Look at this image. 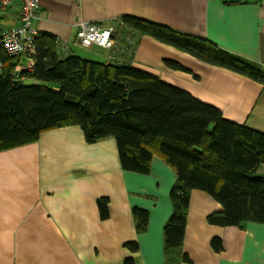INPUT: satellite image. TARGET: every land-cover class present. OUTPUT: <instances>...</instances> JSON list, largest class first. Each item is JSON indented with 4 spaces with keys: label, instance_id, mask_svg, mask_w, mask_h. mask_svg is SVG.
Instances as JSON below:
<instances>
[{
    "label": "crops",
    "instance_id": "1",
    "mask_svg": "<svg viewBox=\"0 0 264 264\" xmlns=\"http://www.w3.org/2000/svg\"><path fill=\"white\" fill-rule=\"evenodd\" d=\"M18 12L11 6L0 15V29L16 26ZM122 17L207 39L264 68V0H39L34 26L39 35L54 37L61 52L106 62L112 51L78 46L77 27L81 22L115 26ZM126 50L131 67L264 134L262 84L150 36L137 35ZM259 171L264 174V165ZM175 180L157 156L146 175L122 170L114 139L86 143L77 126L49 130L31 144L0 151V264H124L128 257L133 264H165L163 227L172 213L169 192ZM101 197L108 198L106 220L98 210ZM134 207L149 214L143 233L135 231ZM220 211L206 193L190 192L180 252L191 264H264V225L208 224V215ZM213 237L222 240L219 253L210 247ZM128 242L137 244L135 253L124 247Z\"/></svg>",
    "mask_w": 264,
    "mask_h": 264
},
{
    "label": "trees",
    "instance_id": "2",
    "mask_svg": "<svg viewBox=\"0 0 264 264\" xmlns=\"http://www.w3.org/2000/svg\"><path fill=\"white\" fill-rule=\"evenodd\" d=\"M117 23L127 35L134 31L133 38L150 36L264 86V68L207 39L133 17ZM34 43L31 72L14 73L18 60L0 48V151L31 144L49 130L77 126L86 143L114 139L124 171L146 175L152 158L159 157L176 176L169 192L172 213L163 227L165 264L176 260L191 264L180 248L193 190L220 205V212L207 217L212 226L264 225V176L257 174L264 165L263 133L226 120L219 109L131 67L128 61L96 62L68 55L54 37L44 34ZM97 205L100 218L106 220L108 198H99ZM132 218L136 233L145 232L148 212L134 207ZM124 247L131 253L138 250L135 242ZM210 247L221 252L222 240L211 238ZM124 264H133V258H126Z\"/></svg>",
    "mask_w": 264,
    "mask_h": 264
},
{
    "label": "built area",
    "instance_id": "3",
    "mask_svg": "<svg viewBox=\"0 0 264 264\" xmlns=\"http://www.w3.org/2000/svg\"><path fill=\"white\" fill-rule=\"evenodd\" d=\"M39 0H0V15L17 6L18 24L14 27L0 29V48L3 53L17 59L14 73L22 71L31 72L34 66L35 40L39 36L38 30L34 26L37 18ZM115 26H106L102 23L81 22L75 34V42L84 49L98 47L112 51L108 62L123 63L129 61L125 55L128 43L132 41L134 31L127 35ZM126 39L123 42V38ZM123 54L117 56L118 54ZM264 72V69H263Z\"/></svg>",
    "mask_w": 264,
    "mask_h": 264
},
{
    "label": "rangeland",
    "instance_id": "4",
    "mask_svg": "<svg viewBox=\"0 0 264 264\" xmlns=\"http://www.w3.org/2000/svg\"><path fill=\"white\" fill-rule=\"evenodd\" d=\"M1 26H3V25H1ZM34 82H28L27 84H33ZM38 84H41V83H38ZM257 174L259 175H263L264 176V174H262V173H260V171L259 172H257Z\"/></svg>",
    "mask_w": 264,
    "mask_h": 264
}]
</instances>
